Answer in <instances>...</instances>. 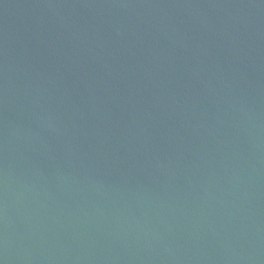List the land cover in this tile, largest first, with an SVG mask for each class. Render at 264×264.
I'll return each mask as SVG.
<instances>
[{"label": "water", "instance_id": "95a60500", "mask_svg": "<svg viewBox=\"0 0 264 264\" xmlns=\"http://www.w3.org/2000/svg\"><path fill=\"white\" fill-rule=\"evenodd\" d=\"M0 264H264V0H0Z\"/></svg>", "mask_w": 264, "mask_h": 264}]
</instances>
